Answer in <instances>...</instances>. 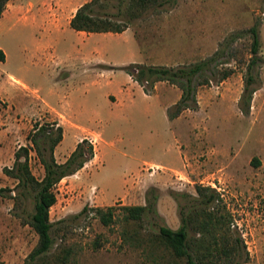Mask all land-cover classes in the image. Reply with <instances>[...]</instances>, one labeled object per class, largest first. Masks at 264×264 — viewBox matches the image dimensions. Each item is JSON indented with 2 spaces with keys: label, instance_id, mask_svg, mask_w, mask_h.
<instances>
[{
  "label": "rangeland",
  "instance_id": "rangeland-1",
  "mask_svg": "<svg viewBox=\"0 0 264 264\" xmlns=\"http://www.w3.org/2000/svg\"><path fill=\"white\" fill-rule=\"evenodd\" d=\"M125 4L124 0H106L94 8L112 19L125 20L124 29L132 32L141 63L176 66L212 56L210 68L218 71H205L198 77L194 103L180 108L171 119L165 109L173 108L180 89L166 80L144 85L145 93L155 95L146 96L136 86L129 88L134 106L126 104L111 115L100 105L97 90L89 95L77 89L67 91L74 106L88 111L79 123L102 131L97 144L99 162L88 163V168L83 165L79 175L73 172L55 184V201L49 207L53 242L39 264H54L63 248L69 250L64 264H183V257L170 254L155 233L158 225H178V204H195L196 184L218 193L213 208L219 206L228 226L210 232L189 230L191 247L195 248L198 238L209 243L222 235L230 240L238 236L242 242L239 264H264V0H156L133 16L126 13ZM254 22L259 59L248 106L241 109L239 96L250 54L246 29ZM81 35L63 19L57 26L38 15L0 20V264H21L37 237L23 221L31 210L30 202L15 201L14 178L2 172V166L11 165L14 149L25 145L31 172L36 177L42 174L26 133L35 120L56 122V114L52 107L43 110L37 95L56 103V97L46 91L64 84L57 83L60 76L55 78L59 69L72 72L66 89L79 87L86 75L100 80L107 76V67L94 65L96 60L86 68L81 60H73L75 47L103 46L102 57L113 62L129 58L130 46L120 39L97 32L88 38ZM222 69L229 71L219 78ZM9 75L23 82L25 91ZM120 77L125 80L124 75ZM92 109L105 117L103 126L94 121L97 117L87 120ZM63 132L57 153L69 145L72 136L82 133L96 145L97 136L91 130L64 128ZM132 151L135 160L129 156ZM128 182L133 186L130 198L110 204H142L146 196L150 198L152 186L157 195L155 212L140 220H124L116 209L115 218L106 225L91 211L74 215L84 204L92 206L95 194L109 202Z\"/></svg>",
  "mask_w": 264,
  "mask_h": 264
},
{
  "label": "trees",
  "instance_id": "trees-1",
  "mask_svg": "<svg viewBox=\"0 0 264 264\" xmlns=\"http://www.w3.org/2000/svg\"><path fill=\"white\" fill-rule=\"evenodd\" d=\"M7 0H0V13ZM106 0H85L80 3L68 19V25L75 30L83 31H112L118 32L127 27L125 20L112 19L103 13H97L95 6H100ZM123 1V0H118ZM126 1V13L133 16L134 11H142L156 0H124ZM246 31L250 37L249 56L245 62L243 86L239 96V107L245 109L248 106L253 83L255 81L254 66L259 56L257 36V24L252 23ZM3 59V51L0 48V60ZM212 56L176 66L163 64H145L141 62L128 63L120 68L125 69L134 80L146 90L145 84L153 85L156 80H166L175 84L179 89V97L173 104V108L166 107L165 114L168 119L173 118L180 108L189 106L195 101L194 89L198 77L205 71H218L215 67L210 68ZM131 66V67H130ZM228 69L220 71L219 78L228 74ZM215 73V72H214ZM204 79V78H203ZM205 81V80H204ZM54 125V126H53ZM62 133L61 125L56 122L39 123L33 121L26 133L39 163L42 166V174L36 177L30 170L28 159V147L18 145L14 149L12 162L9 166H2V172L14 178V199L18 202L25 200L31 204V210L23 217L24 223L28 224L36 233V241L21 264H39L52 246L50 230L53 221L49 218V207L55 201V184L65 175L71 174L80 168L85 161L93 155V146L87 142L86 137L77 140L62 161H57L53 154L56 143ZM2 188H0L1 190ZM150 198L145 197L142 204H85L74 214L81 212L91 213L102 224H109L115 218V211L124 220H140L149 212H155V188L151 186ZM205 190V192H204ZM196 202L186 206L178 204L179 223L175 228L166 225H158L155 239L175 257H183V264H239L241 262L240 246L241 239L235 236L233 239L222 235L220 239H211L206 243L198 238L195 248L191 247L188 239V231L210 232L213 228L228 226V220L220 208H213L218 204V193L210 186L194 185ZM212 243V244H211ZM69 250L63 248L56 255L54 264H64L68 261Z\"/></svg>",
  "mask_w": 264,
  "mask_h": 264
},
{
  "label": "crops",
  "instance_id": "crops-1",
  "mask_svg": "<svg viewBox=\"0 0 264 264\" xmlns=\"http://www.w3.org/2000/svg\"><path fill=\"white\" fill-rule=\"evenodd\" d=\"M85 0H37L35 5L31 1H27L26 3L20 2L18 0H7L5 3V6L0 13V20H4L7 18H10L12 16H15L19 19H34L35 15H38L40 18L43 19V21L48 22L49 25H58V22H60L61 19L65 20L68 23L69 17L74 12L75 8L82 3ZM34 8V11L31 12ZM85 38L90 37L93 35L94 32L101 33L104 37L109 36L110 39H120L122 42L128 44L129 47V58H127L125 61L122 62H113L108 59H104V48L103 46H91L87 47L86 45L81 47H75L72 51V59H79L81 60L80 63L85 66V68L89 65H93V60H96L94 65H99V67H107V76L104 79H98L94 75H86L85 79L81 82V85L79 87H70L69 89H66V81L71 77V70H62L59 69L57 71V74L55 78L58 76L59 79L57 83L61 82L64 83L63 85H60V87H49L46 91V95H54L56 97V103L54 105L50 104L46 100V96L43 94L37 95L38 99L40 100L42 104V109L45 110L46 108L52 107L54 109V112L56 114V123L61 125L62 133L60 140L56 143L53 149V154L56 160L62 161L67 154L70 152V150L73 148L75 142L79 140L81 137H88L86 133H82L80 136H72V140L69 142V145L66 144V147L61 148V151L57 153V150L59 146L63 143L64 139V128L70 130L74 129L79 131L80 128L88 129L94 132L95 136H97L96 139V145L93 144L94 150L93 155L90 159L85 161L83 165L95 164L99 162V155L97 151V144L102 141V131L100 129L95 130L87 125L80 124L81 116L86 117L88 114V111L86 108H80L78 106H74L68 97L67 91L72 90H79L85 95H89V93L93 90H97V97L100 101V105L105 108L107 114H116L117 110H123L124 106L127 104L129 108H132L134 106V100L130 99L127 94L128 89L131 87H138L144 95L150 96L155 95L153 94H147L143 91L142 86L132 78V76L123 68H120L119 66L126 65L131 62H140L141 54L138 49V45L136 43V40L134 39L132 32L127 29H122L118 32H112V31H83L78 30ZM106 32V33H105ZM113 37V38H112ZM49 56L52 58L54 55L51 51H49ZM127 53V51H126ZM5 57V53H4ZM96 57V59H94ZM90 64H87V63ZM104 65V66H101ZM63 68V66H62ZM94 71V69H92ZM100 72V71H98ZM120 73V74H119ZM120 75H124L125 80L120 77ZM10 76V80L14 83H16L19 87H21L22 90L25 91L26 85L18 80L17 78ZM84 109V110H83ZM84 111V112H83ZM83 112V113H82ZM82 113V114H81ZM97 117V119H94V121H98V126H103L105 124V117L100 116V111L92 109V112L89 114V117L87 120H90ZM176 141V139H175ZM112 143V141H109ZM135 149V146L134 148ZM58 154H60L58 156ZM131 159L135 160V152L132 151L129 155ZM144 162H152V161H143ZM155 163V162H153ZM83 165L78 168L76 171H74V174H80L81 169H83ZM87 166V168L89 167ZM85 168V171L86 169ZM73 174V173H72ZM70 175V174H68ZM132 183H124V186L121 187L120 192L117 195H114L113 198L110 199L109 202L105 201L103 198L104 196L102 194H95L94 198L91 199V202L93 205H107L114 201V199H122L127 198L129 199L132 195Z\"/></svg>",
  "mask_w": 264,
  "mask_h": 264
},
{
  "label": "built area",
  "instance_id": "built-area-1",
  "mask_svg": "<svg viewBox=\"0 0 264 264\" xmlns=\"http://www.w3.org/2000/svg\"><path fill=\"white\" fill-rule=\"evenodd\" d=\"M152 167V166H151Z\"/></svg>",
  "mask_w": 264,
  "mask_h": 264
}]
</instances>
